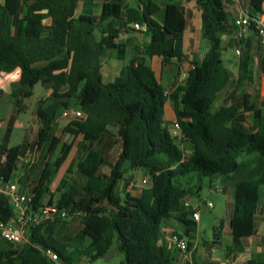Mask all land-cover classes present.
Listing matches in <instances>:
<instances>
[{
    "label": "trees",
    "instance_id": "obj_1",
    "mask_svg": "<svg viewBox=\"0 0 264 264\" xmlns=\"http://www.w3.org/2000/svg\"><path fill=\"white\" fill-rule=\"evenodd\" d=\"M194 1L201 11L202 36L210 49L191 63L186 79L174 85L167 97V88L145 58H133L112 83L103 80V58L111 51L122 55L125 45L121 36L137 31L133 24L140 23L151 38L146 57H160L164 65L186 59L183 42L187 19L182 2L168 3L160 24L153 18L159 10L154 3L143 4L141 10V3L132 7L126 0H110L96 16L77 14L81 0H0V73L21 70V80L11 95L17 113L41 84L51 94L36 110L41 122L37 144L50 141L47 154L53 155L63 136L70 137L61 157L47 163L40 181L26 194L34 210L56 204L69 216L30 227L26 243L0 237V264H54L47 250L56 252L62 264H79L82 258L93 264L109 255L116 240L124 255L121 264H176V256L164 245L162 229L172 219L179 221L184 227L180 235L188 239L191 251L198 223L186 203L201 206V193L218 181L234 193L230 209L234 239L255 233L264 187V99L250 63L257 60L263 68V48L255 34H249L247 41L234 39L237 29L230 19V7L237 4L232 0ZM244 2L240 6L243 10ZM250 5L254 14L264 12V0H250ZM227 37L230 46L241 50L236 81L223 60ZM252 40L257 43L256 56L243 47L247 42L250 47ZM224 90L232 91L231 103L218 107ZM169 107L179 123V136L174 132L175 121L171 125L167 119ZM70 109L82 116L70 119L58 136L56 129H60L63 113ZM9 134L0 144L4 185L13 183L30 148L28 143L9 147ZM114 136L120 148L113 160L108 151ZM80 137L86 153L78 173L85 184L81 188L71 185L55 201L50 186L57 168ZM184 143L191 147L190 152L183 149ZM141 170L149 177L146 186L139 195L127 192L130 181L125 175ZM14 215L9 197L0 192V222ZM72 219L83 227L77 240L90 239L79 251V259L59 239ZM57 226L61 228L56 233ZM222 230L223 225L216 231L214 244H219Z\"/></svg>",
    "mask_w": 264,
    "mask_h": 264
},
{
    "label": "crops",
    "instance_id": "obj_2",
    "mask_svg": "<svg viewBox=\"0 0 264 264\" xmlns=\"http://www.w3.org/2000/svg\"><path fill=\"white\" fill-rule=\"evenodd\" d=\"M107 1L110 0H81L77 14L79 15L85 13H92L96 16H99L102 12L103 4ZM174 1L182 2L185 6L187 26L184 32L183 49L186 55V59H184L181 62H177L176 60H173L170 62V64L164 65L162 58L160 57H153V58L146 57L144 55V52L146 47L151 42L150 36L140 31L130 30L127 33L124 32L120 39L121 43L125 45L123 54L120 55L117 51H111L107 54L106 57L103 58L102 75L105 83L114 82L121 75L123 69L135 57L145 58L146 63L149 64L154 69L156 74H158L157 71L163 72L165 69L170 74H173V79H170L169 84L165 88H172L174 85H178L186 79L188 71L191 67V63L197 59H201L206 54V53L202 54L199 50L200 39L202 37V18H201V11L199 10L196 2L194 0H132V1H128L126 5L132 7H138V5H140L141 3V10H143L145 7L143 6V4L154 3L155 5L158 6L159 10L158 12H156V14H154L153 18L158 23L163 24L165 19V8L168 3ZM244 5H245V10L241 9V7L238 5H232L230 7L231 20H235V18L239 16V14H241L243 11L248 14L254 15L255 12L250 5V0H245ZM263 11H264V6H263ZM248 39H249V35H246L245 41H247ZM247 43H245L243 47L247 46L248 52H250L252 56H256L259 53L257 49L256 41L252 40L250 47L248 46ZM224 45L226 46L225 51L231 48L234 49L235 51V47L233 48L232 46H230V41L228 37L224 38ZM236 57H237L236 63L230 68L234 75L233 76L234 81L238 79V73L240 68V58L238 55H236ZM250 64H251L250 69L255 72V70L259 66L257 64V60H255V62H252ZM16 70L9 73L8 72L0 73V92L3 93V95H0V97L7 96L9 98H12L11 95L14 89V85L19 83V81L21 80V70L19 73H17ZM263 77H264V67L261 70L260 79L259 77L255 79L256 85L259 83V80L261 81ZM231 92L230 90H224L220 94V97L217 101L218 107H220L222 103H224L223 105H228L231 103V97H232ZM50 94H51V90H47L43 88L39 95L38 106L41 100L47 98ZM260 96L262 99H264V97L261 94ZM11 104H12L11 117L13 119L17 117L16 115L20 113H17V107L15 105V101ZM37 108L32 112V118H31L32 122L31 124H29L30 125L29 129L26 132L27 134H30V138L29 140L24 138V143H28L30 145V148L27 154L22 158L21 162L19 163V169L17 170L15 178L12 181L13 183H16L18 185L20 193H24L27 195L32 191V189L35 187L37 182L40 181V179L42 178L47 163L57 162L59 157H61L65 146L64 143L65 141H68L70 138L68 135L63 136L64 137L63 142L61 143L58 151L53 155L47 154V149L49 147L50 141L43 142V144L41 145L37 144L38 135L41 128V122L36 116ZM24 110H26L25 107L23 108V111ZM167 119L171 123V125L175 121V115L171 107H169L167 110ZM65 124L63 125V123L60 121V127H59L60 129H56V135L62 136L63 129L61 128L64 127ZM8 131H11V129L5 131V134L2 138V143ZM10 141H11V136L9 139V147H14L10 145ZM83 145H84L83 139L81 137L78 138L67 159H65L64 162L59 164L57 168L56 176L54 177L53 182L50 186V192L53 193L55 201H57L58 198L61 196V194L65 190H67L71 185L73 184L77 185L78 183L77 181L79 180V178L78 176L75 175V173L72 172V168L76 167V171L78 172L79 162L82 160V158L86 153V151L82 149ZM182 147L184 150L189 152L192 150L191 147L185 143L182 144ZM71 154L75 155L74 156L75 159L70 161V163H67ZM139 174H143L144 176L142 180L143 182L142 185H140L138 180ZM125 179L130 181V185L127 187V192H133L132 194L134 195H139L142 189L145 187L144 181L149 180L146 172L143 170L128 171L127 174L125 175ZM80 181L82 182V186H83L85 184V179L82 176L80 178ZM219 182L220 181H218L217 185H214L209 190L211 192L212 191L217 192L219 194H223L226 196L227 206L229 211L227 214V222L223 223L221 238L223 234L229 236L231 239L229 245L226 247V250H224L222 247H220L221 245L219 246L213 243H204V242L201 243L198 237L199 222L201 221L200 218V221L197 222L198 230L195 235L194 246L188 254L178 250L175 246L164 241L165 247L176 256V261H175L176 264H249L250 261L252 260L264 261V187H262L261 189V199L257 211V224L255 228V233L251 234L249 237L242 238L236 241L232 236V229L230 226V221H231L230 209L233 206L231 199L232 196L231 189L227 187H222ZM123 188H125V182L122 184V189ZM48 198L49 197H47L46 199ZM168 227L174 228L179 234H183L184 232L183 225L175 219H172L170 221ZM82 229L83 227L81 226V228L77 230L76 237H78L81 234ZM68 230H70L71 233L75 231L74 228L72 227H68ZM55 231L56 233L60 232V226H57ZM61 238L62 236L60 235L59 239ZM221 238L218 241L219 244ZM61 244L64 245L63 243ZM118 247H119V242H118ZM114 255L116 256V254L114 253L113 254L109 253L107 257L109 258L110 256H114ZM78 262L79 264H86L84 258L79 259Z\"/></svg>",
    "mask_w": 264,
    "mask_h": 264
},
{
    "label": "rangeland",
    "instance_id": "obj_3",
    "mask_svg": "<svg viewBox=\"0 0 264 264\" xmlns=\"http://www.w3.org/2000/svg\"><path fill=\"white\" fill-rule=\"evenodd\" d=\"M200 52L202 54H205L210 49V43L203 38V36L200 39ZM223 60L225 65L228 68H231L237 61V57L235 55L234 49H228L227 51L223 52ZM260 67L258 66L257 69L254 72V78L257 79L259 77L260 79V73H261ZM158 78L161 79L162 84L164 87H166L169 84L170 79H173V74H170L165 69L163 72L157 71ZM162 73V74H161ZM162 76V77H161ZM261 86V81H260ZM44 87L41 84H38L34 89V96L28 99H25L23 102V107L26 108V110L22 111L20 114L16 115L17 117L13 118L11 117L12 110H11V103L14 102L13 98H9L7 96H1L0 97V144L2 143V138L5 134V131L8 129H11L10 136L11 146H19L24 143V138L29 140L30 134H27V130L29 129V124L32 122V112L37 108L38 102H39V95ZM220 97V95H219ZM218 104V102H217ZM224 103H222L223 105ZM221 105V106H222ZM69 120L67 118H63L61 122L63 125L68 122ZM13 129V130H12ZM116 133L115 131H113ZM115 135V134H114ZM64 138V137H63ZM110 138V137H109ZM113 145L111 146L110 150L108 151L109 156L111 159L114 160V158L118 155L120 144L117 142V138L112 137ZM75 155H70L67 163H70L72 161ZM104 169L108 172L110 169L108 167H104ZM72 172L75 173L76 176H78L79 180L77 181L78 187H82V182L80 181L81 176L76 171V167L72 168ZM144 176L143 174H139L138 180L140 185H142V180ZM149 178V177H148ZM146 186V184H145ZM81 192L82 190L79 189ZM133 193V192H130ZM231 199L232 203L234 202V193L231 189ZM58 196V195H57ZM60 196V194H59ZM201 221L199 222V241L201 243H215L216 241V231L223 225V223L227 222V214H228V206H227V199L226 196L223 194H219L217 192H211L209 189L204 190L201 193ZM212 202L213 208H207L205 203ZM67 227V228H66ZM64 227L60 235L62 238L60 239V243H63L65 246H70L69 251L71 253L75 254V258L79 259V251L82 250L84 247L89 245L90 239L88 237H84L82 240H77V230L81 228V223L77 219H72L68 221V224ZM68 227L74 228V232H70L68 230ZM61 228V227H60ZM59 229V228H58ZM57 229V230H58ZM75 236V237H74ZM230 237L223 234L220 244L215 245H221L224 250H226V247L229 245ZM116 254V256H110L109 258H102L98 260L97 262L93 264H121L124 261V255L119 250L118 247V241L116 240L114 245L110 249V254Z\"/></svg>",
    "mask_w": 264,
    "mask_h": 264
},
{
    "label": "built area",
    "instance_id": "obj_4",
    "mask_svg": "<svg viewBox=\"0 0 264 264\" xmlns=\"http://www.w3.org/2000/svg\"><path fill=\"white\" fill-rule=\"evenodd\" d=\"M132 1V0H126ZM235 4L241 6L242 0H232ZM237 31L234 39L241 41L246 35L255 34L263 48V67H264V12L250 15L242 12L234 20ZM134 29L142 33L147 32V27L140 23L133 24ZM236 55L240 56V48L235 49ZM172 88H167L165 96L169 97ZM260 94L264 97V77L261 79ZM82 113L78 110L70 109L63 113V118L72 119L81 117ZM174 132L179 136V123L175 121ZM3 158V163L5 162ZM147 181H144L146 184ZM0 192L9 197L14 209L15 215L7 222H0V237L12 243H26L27 233L30 227H37L47 222H55L58 219H66L69 213L66 209L59 208L56 204L42 207L39 210L33 209V202L26 194L20 193L16 183L4 185V177L0 175ZM208 208L213 207L212 202H207ZM186 206L192 211L193 219L198 222L201 218V206L199 203L188 201ZM164 241L175 246L178 250L188 254L190 252L189 241L186 237L180 235L174 228L164 227L162 229ZM46 255L54 264L60 263L59 256L52 250H47Z\"/></svg>",
    "mask_w": 264,
    "mask_h": 264
},
{
    "label": "clouds",
    "instance_id": "obj_5",
    "mask_svg": "<svg viewBox=\"0 0 264 264\" xmlns=\"http://www.w3.org/2000/svg\"><path fill=\"white\" fill-rule=\"evenodd\" d=\"M16 71H17V73H19L20 72V69H17Z\"/></svg>",
    "mask_w": 264,
    "mask_h": 264
}]
</instances>
